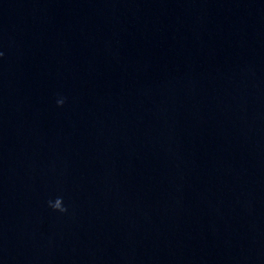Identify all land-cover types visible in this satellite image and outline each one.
<instances>
[{
	"label": "water",
	"instance_id": "1",
	"mask_svg": "<svg viewBox=\"0 0 264 264\" xmlns=\"http://www.w3.org/2000/svg\"><path fill=\"white\" fill-rule=\"evenodd\" d=\"M0 52V264H264V0H0Z\"/></svg>",
	"mask_w": 264,
	"mask_h": 264
},
{
	"label": "clouds",
	"instance_id": "2",
	"mask_svg": "<svg viewBox=\"0 0 264 264\" xmlns=\"http://www.w3.org/2000/svg\"><path fill=\"white\" fill-rule=\"evenodd\" d=\"M3 56V52H0V57ZM65 100L63 97H60L56 100V104L58 106H63ZM48 207L51 208L54 211L60 212V213H64L67 211L65 205H64V201L63 199H57L55 201V203H53L51 200H49L48 202Z\"/></svg>",
	"mask_w": 264,
	"mask_h": 264
}]
</instances>
